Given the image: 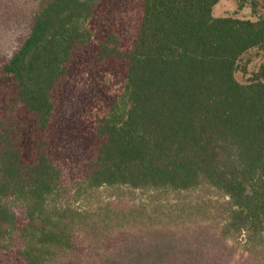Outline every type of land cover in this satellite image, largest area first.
Here are the masks:
<instances>
[{
	"label": "trees",
	"instance_id": "trees-1",
	"mask_svg": "<svg viewBox=\"0 0 264 264\" xmlns=\"http://www.w3.org/2000/svg\"><path fill=\"white\" fill-rule=\"evenodd\" d=\"M32 1L0 60V264H84L126 231L194 224L264 264V68L236 79L264 49V16L215 18L220 0Z\"/></svg>",
	"mask_w": 264,
	"mask_h": 264
},
{
	"label": "rangeland",
	"instance_id": "rangeland-1",
	"mask_svg": "<svg viewBox=\"0 0 264 264\" xmlns=\"http://www.w3.org/2000/svg\"><path fill=\"white\" fill-rule=\"evenodd\" d=\"M37 7L32 0H0V60L9 59L20 47ZM213 15L257 21L264 16V0H220ZM262 68L264 49H252L240 58L236 79L247 85ZM116 241L103 258L84 257V264H243L236 245L210 224L126 231Z\"/></svg>",
	"mask_w": 264,
	"mask_h": 264
}]
</instances>
